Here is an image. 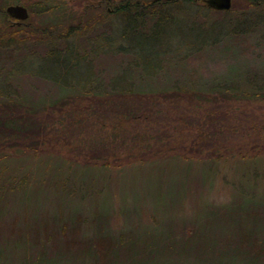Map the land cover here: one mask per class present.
<instances>
[{
	"label": "rangeland",
	"instance_id": "obj_1",
	"mask_svg": "<svg viewBox=\"0 0 264 264\" xmlns=\"http://www.w3.org/2000/svg\"><path fill=\"white\" fill-rule=\"evenodd\" d=\"M128 1L147 3L148 7L140 8V12L150 14L149 22L154 21L157 16L168 26L172 22L166 29L168 35H165V41L169 45L156 52L160 55L159 58L155 57L158 62H144L146 67L142 71L148 81L140 79V68L135 71L130 65L127 66L128 63H134L137 53L132 46L134 43L122 36L126 19L123 12L119 11L121 4ZM257 2L232 0V7L222 10L210 8L205 0H171V3L163 4L160 0H0V8L4 7L5 12L12 4L25 5L29 10V17L23 22L10 16L8 12L6 20L0 10V85L5 86L0 88V98L5 93L11 96L23 94L28 101L36 103L57 96L58 82L48 74L56 76L61 69L53 61L51 53L56 55L61 52L64 55L72 50L79 51L78 55L81 57L86 55L84 60L87 62L80 61L78 69L83 83L95 74L105 85H109L123 70L126 77L135 74V79L130 82L133 85L142 84L145 92L150 90L146 86L160 88L163 82L173 87L177 83L187 89L176 91L171 86L169 92L163 93H172L173 99L168 98L169 94L156 99L161 102L158 114L162 118L161 122L165 123V137L171 140L173 151L168 148L164 149L167 152L145 156L142 163L136 159L137 155L142 156L143 153L138 149L127 157L119 154L121 157L116 163L109 165L104 173L99 172V183H93L91 187H84L89 186V180L85 179V184L80 185L79 177L68 179L70 184L66 185L70 186L74 180L71 188L76 190L75 195L69 199L70 205L81 204L82 202L77 201L82 196L88 198L90 195L91 204L98 202V205L112 206L114 209L133 208V215L130 212L121 217V214L114 215L111 226L113 234L117 235L122 227L128 232L130 226L141 225L135 232L138 245L145 241L159 246L162 235L171 225L178 229L176 234L181 235L180 227L186 228L185 230L190 227L196 229L200 222L202 227L198 236L211 242V247L224 246L223 240L226 238L241 237L238 232L242 225L264 226V217H260V211L264 209V89L257 90L259 93L250 90L253 94L246 92L238 94V98H218L211 102H202L191 94L197 93L200 88L211 90L209 85L213 81L232 83L237 80L236 82L243 83L239 80H251L252 74H256L259 82H264V0ZM59 5L62 8H56ZM44 6L48 12L40 10ZM132 10L137 11L135 8ZM154 12L155 16L150 18ZM20 24L24 27L23 33L18 32V35L12 36L16 25ZM56 24L63 30L71 24L72 28L79 31L70 38L61 35L51 38L50 31L53 28L56 30ZM80 26H83L82 29H79ZM41 30L46 32L40 33ZM205 37H209L208 40ZM68 57L70 60L74 59L73 56ZM158 66H161V71L157 76H152L150 73ZM71 69L72 72L65 73L68 79L76 76V69ZM40 72L44 74L40 75ZM247 87L250 85L246 86L249 89ZM159 94L161 93L157 95ZM111 100L107 103L114 102ZM81 101L78 99L79 103ZM97 101L94 107L104 109L102 104L105 99ZM71 106L77 107L72 103ZM216 107L219 108V115L215 119L226 124L221 130V142L215 144V147H220L218 151L221 159L214 161L206 157L211 151L207 147L203 148V153L199 150L200 154L185 152L182 141L189 142L194 138L198 140V135L203 141L207 133L202 129L204 126L197 127L196 131L195 127L190 129L186 124L203 115L204 120L216 123L214 116L206 115L207 110ZM48 109L42 117L49 121L56 119L58 112L54 108ZM151 110L156 112L157 106H152ZM201 111L203 113L200 114ZM119 112L121 111L106 110L99 113L101 119L113 122ZM95 123L96 119L92 118L81 126L84 129L90 126V132L95 134ZM129 123L125 119L117 122L122 129L119 128L118 138L111 143V148L116 152H129L133 150V145L141 143L144 126L137 122L132 125ZM64 130L59 133L58 129L52 130L47 137L48 142L45 141L41 149L30 148L29 142L19 147L14 145L15 141L12 142L7 149V160L13 168L11 176L16 183L21 180V176L38 171H47L50 181L57 180L70 174L61 175L63 171L76 170V167L82 168L87 163L95 164V158L89 156L85 161L75 149L81 143L87 146L88 133H82L80 129ZM132 134L138 135L128 141L126 137ZM36 141L38 143L39 138ZM5 147H9L8 144ZM182 152L183 156L180 154ZM185 153L187 154L184 156ZM87 154H90L89 150ZM94 173L96 177V172ZM89 175L92 176L90 172ZM39 176H35V179ZM84 177L87 178L88 174H84ZM203 177H206L205 183ZM64 187L54 183L42 185L41 182L34 185L30 192L18 190L14 191L16 196H6L10 199L8 204L14 205L5 208L0 218V247L10 256L9 263L17 262L19 254L13 252L14 245L6 241H14L27 234L32 236L36 234V229H39V237L33 240L29 253L36 254L43 248H48L44 246V239L57 231L55 201L57 195L61 196ZM85 192L89 194L86 195ZM26 194L37 198L36 202L40 205L38 210L28 207L26 202L20 206ZM6 198L4 204H7ZM251 207L258 208L257 213L242 218L246 214L244 212ZM241 211L244 213L242 216L239 213ZM62 215L64 214L59 213L58 219ZM85 230L83 228L78 237L84 239L82 234ZM69 234L71 235L70 231ZM231 243L235 244L233 241ZM47 245L52 251L53 247L48 243ZM230 256L229 264H260L241 258L235 250ZM66 264H69V260Z\"/></svg>",
	"mask_w": 264,
	"mask_h": 264
},
{
	"label": "trees",
	"instance_id": "obj_2",
	"mask_svg": "<svg viewBox=\"0 0 264 264\" xmlns=\"http://www.w3.org/2000/svg\"><path fill=\"white\" fill-rule=\"evenodd\" d=\"M257 1L258 0H252V3L257 4ZM160 3H171V0H160ZM146 7H148L147 3L128 1L121 4L119 11L123 12L125 15L124 18L126 19L122 36L128 42L134 43L132 46L137 50V53H134V63L127 64V66L130 65L134 68L135 71H138V68L142 71L146 67L144 62H158L155 57L157 56L159 58L160 55L156 52H159V48H167V45H169V42L165 41V35H168L166 34V29L172 22H169L170 24L168 26L160 16H157L154 21L149 22L148 16L150 14L140 12L141 9ZM41 8L42 9L39 8L41 11L48 12L45 10V6ZM56 8H62V6L59 5L56 6ZM133 8L137 9V11L132 10ZM3 9L4 7L0 8L4 14V18L7 20L8 15ZM151 15L150 18H153L155 12L151 13ZM21 25L22 24L16 25L17 27L13 31L12 36L18 35V32L23 33L22 29L24 27ZM55 27L56 30L53 28L52 31H50L51 38L60 37V35L70 38L79 31L74 27L72 28L71 24L70 26L67 25L65 30L60 29L61 27H58V24H56ZM82 27L83 26H80L79 29H82ZM42 32L46 31L41 30L40 33ZM3 39L4 37H2L1 40ZM145 47H149V49L145 50ZM78 53L79 51L75 50L64 55H62L61 52H58V54L55 53L56 55L51 53V55H53V61L55 64H58L61 69V72L56 76L48 74L53 80L58 82L59 94L57 96L45 100L42 99V101L36 103L28 101L23 94L20 96H11L5 93L6 95L0 98V218L5 208L14 205L8 204L10 203V199L6 198L8 194L12 196L15 194L16 196L17 194L14 193V191L21 190L22 192H30V189L33 188L34 185L41 182L42 185L54 183L62 184L63 187L65 186L61 196L57 195L55 201L57 209H54V216H56L57 219V221H55V223L57 222V231L54 234L47 235L44 239V243H46L44 246H48V248H43L42 251L36 254L29 253L28 251L33 240L39 237V229L35 230L36 234L32 235L34 237H32L31 234H27L25 237H20L14 241H12L13 239L11 241H6L8 244L14 245L12 251L19 254L17 262L12 264H66L68 260L69 264H173V262L176 264H229L230 255L233 250L243 259L246 258L251 262L255 261L256 263L260 262V264H262L264 259V226H240L238 234H240L241 237L237 238L239 241H236L237 239L234 238H226L223 240L224 246L227 247H211V242L208 243L205 238L198 236L199 230L202 227L199 221V225L196 229L190 227L185 230L186 228L180 227V232H182L181 235L176 234L178 229L175 226H168L161 237L162 243H160L159 246H156L155 243L153 245L147 244L145 241H142V245H138L139 240L135 232L141 225L134 227L130 226L128 232L122 227L120 228L121 232L117 235L113 234L114 230H112L113 228L111 226V219L114 215L121 214L120 217L127 214L129 215L130 213L133 215L135 211L133 208L114 209L112 206L98 205V202L91 204L89 200L91 197L90 195L88 198L82 196L81 199L77 201L82 202L81 204H69V199L75 195L76 190L71 188L74 180L70 186L66 185L70 184L68 179L79 177L78 179H81L80 185L85 184V179L89 180V186L84 187H91L93 183H99V172L101 171L104 173L108 170L109 165L116 163V160L121 157L119 154L126 155L127 157L133 154L134 150L138 149L139 151H143V153L142 156L141 154L137 155L138 157L136 159H139L142 163L145 161V156H153L154 154L167 152L168 150L164 149L168 148L171 150L174 149L171 140L165 137L166 126L165 123L161 122L162 118L158 114V111L161 110V102L156 100L158 97L166 94H169V99H173L172 93H163L166 91L169 92L168 90L173 86L166 82H163L160 88L146 86L150 89L147 93L144 91L145 89L142 84L133 85L130 82L131 79H135V74L126 77L123 70L119 72L117 77L111 80L109 85H105L95 74H93L92 78L83 83L78 72L80 68L79 62L87 61L84 60L86 58L85 54L81 57ZM68 55L73 56L75 60H70ZM138 65H142V67H138ZM73 67L76 69L74 70L76 76L72 79H68L65 73L69 71L72 72L71 68ZM159 68H161V66L154 68L150 74L152 76H157L158 72L161 71ZM41 74L44 73L40 72V75ZM140 75V79L148 81L143 71L140 72ZM250 77L251 80H239L243 83H238L236 82L237 80L232 83L230 81L226 83H216L213 81L211 82L212 84L209 85V89L211 90L200 88L198 92L196 91L197 93L191 94L194 95V98L201 99L202 102H211V100L213 101L218 98L228 100L231 97L238 98V94L241 95L246 92L253 94L251 91H254V93H259L257 90L262 91L264 89V82H259V78H256V74H252ZM248 85H250V87L246 89ZM3 87L5 86L1 84L0 88ZM184 87L185 86L175 83L173 90L179 91L180 89L182 91H187ZM158 93L161 94L157 95ZM116 98L118 99L117 101ZM78 99L82 100L81 103L78 102ZM84 99L86 101L85 105ZM101 99H105L104 104H102L105 108H95V104L98 102L97 100L100 102ZM110 100L114 102L107 103ZM71 103L77 105V107H72ZM154 105L157 106L156 112H152L151 110ZM48 108H54L55 111L58 112L56 119L49 121L42 117L45 111H49ZM106 110L121 112L114 118L115 121L108 122L105 119H101V113H99L100 111L106 112ZM217 110H219L218 107L207 110L206 115L211 117L214 116L213 119H215L217 115H219ZM201 113H203V111H201L200 114ZM119 114H121V116H119ZM92 118L96 119L95 134L90 132V126L85 127V129L81 126L84 122ZM124 119L129 120V124L131 125L134 122L140 123L144 126V131L142 132L143 134H141L140 144L138 142L132 146L133 150H129V152L123 150L121 153V151H114V149L111 148V143L118 138L119 128L122 129L121 125L117 124V122L120 120L123 121ZM209 122L211 121L204 120V115L191 120V122L186 124L187 127L190 129L195 127L196 131H198L197 129L199 127L202 128L204 126L202 129L207 133L203 136L206 139L202 141L200 140V135H198V140L194 138L189 142L182 141L181 143L185 144V148L183 149L185 152H193V154L203 153L202 150H205L203 148L207 147L211 150V153L208 152L206 157L214 159V161H219L221 159L218 151L220 147L218 145L215 147V144L221 142V139H219L220 135H222L221 130L226 124L220 120H216V123H213V121L212 123ZM219 125L222 127H219ZM54 129H58V133L64 129V131H75L80 129L82 133L83 131L87 132V136H89L87 146L81 143L76 146L75 149L78 155L84 157V160H88L87 158L90 157L95 158V164L92 165L87 163L85 165L83 164L84 166L82 168L76 167V170L63 171L61 175L70 174L60 177L57 180L50 181L49 177L46 175L47 171H38L21 176V180L16 183L14 177L11 176L13 174V168L9 160H7V149L10 148V145H12L14 141L16 142L14 145H17V147L29 142L31 143L28 145L30 148L41 149L40 147L44 146L42 144H44L45 141L48 142L47 137L50 136ZM137 135L138 134L129 135L126 139H128V141L131 139L133 140ZM37 138H39L38 143L36 141ZM135 140L134 142H136ZM7 144L9 147L6 148L5 146ZM88 150L90 154H87ZM199 150L200 152H198ZM187 153H185L184 156ZM180 154L183 156V152ZM76 164L79 166L77 162ZM88 171L92 174L91 177ZM94 172H96V177ZM86 173L88 174L87 178L84 177ZM38 174L40 176L35 179V176ZM203 179V183H205L206 177H203ZM92 190L93 187L91 191ZM85 194L88 195L89 193L85 192ZM5 198L7 204H4ZM36 200L37 198L33 197L32 194H26L25 197L22 198L20 206L26 202L28 207L31 208L32 206V209L34 208L33 210H38L37 208L40 205ZM256 210L258 211V208L251 207L244 212L246 213L245 215H243V211L239 213L240 216L243 215L242 218H244L245 216L254 215V213H257ZM260 212V217H264V209ZM59 213L64 215L58 219ZM64 216H66L67 219ZM40 224L42 226L43 222ZM156 224L157 223H153V225ZM31 226L33 227V224H31ZM37 227L40 228V226ZM83 228L86 229V232L82 234L84 239H81V236L78 237V234L79 232L82 233ZM231 241L235 244L231 245ZM47 243L50 244V247H53L51 248L52 251L49 250L50 248ZM19 249L22 251L18 252ZM9 258L10 256L7 255V252L0 247V264H11L9 263L11 261Z\"/></svg>",
	"mask_w": 264,
	"mask_h": 264
},
{
	"label": "water",
	"instance_id": "obj_3",
	"mask_svg": "<svg viewBox=\"0 0 264 264\" xmlns=\"http://www.w3.org/2000/svg\"><path fill=\"white\" fill-rule=\"evenodd\" d=\"M207 5L215 9H230L232 6V0H205ZM28 8L22 4H12L6 8V12L12 17L19 19V21L25 20L29 17Z\"/></svg>",
	"mask_w": 264,
	"mask_h": 264
},
{
	"label": "bare ground",
	"instance_id": "obj_4",
	"mask_svg": "<svg viewBox=\"0 0 264 264\" xmlns=\"http://www.w3.org/2000/svg\"><path fill=\"white\" fill-rule=\"evenodd\" d=\"M209 7H210V6H209ZM231 7H232V6H231ZM210 8H212V7H210ZM208 38H209V37H205V40H208ZM215 40H217V39H215ZM204 43H205V42H204ZM202 44H203V43H202Z\"/></svg>",
	"mask_w": 264,
	"mask_h": 264
},
{
	"label": "flooded vegetation",
	"instance_id": "obj_5",
	"mask_svg": "<svg viewBox=\"0 0 264 264\" xmlns=\"http://www.w3.org/2000/svg\"><path fill=\"white\" fill-rule=\"evenodd\" d=\"M23 22V21H22Z\"/></svg>",
	"mask_w": 264,
	"mask_h": 264
}]
</instances>
